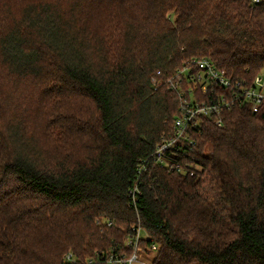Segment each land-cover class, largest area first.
<instances>
[{
    "label": "trees",
    "instance_id": "1",
    "mask_svg": "<svg viewBox=\"0 0 264 264\" xmlns=\"http://www.w3.org/2000/svg\"><path fill=\"white\" fill-rule=\"evenodd\" d=\"M204 58L262 73L264 0H0V264H106L133 228L149 264H264V110L166 154L193 176L156 161Z\"/></svg>",
    "mask_w": 264,
    "mask_h": 264
},
{
    "label": "built area",
    "instance_id": "2",
    "mask_svg": "<svg viewBox=\"0 0 264 264\" xmlns=\"http://www.w3.org/2000/svg\"><path fill=\"white\" fill-rule=\"evenodd\" d=\"M168 86L180 99V112L173 124L172 135L156 150V161L164 166L172 167L178 172L190 173L189 166L185 170L181 166H172L166 154L175 159L177 153L184 156L187 150L195 145L194 137L200 136L203 127L213 122L223 126L224 112L237 106L247 107L252 113L264 110V71L253 81L228 77L209 59H192L186 67L167 80ZM198 170V168H197ZM143 168L140 170V173ZM109 223L108 225H110ZM143 237L140 228H133V234L126 242L128 252L96 254L106 264H134L138 261L140 240ZM156 250V246H152ZM64 260L76 263L72 253H67ZM93 259L88 261L92 264Z\"/></svg>",
    "mask_w": 264,
    "mask_h": 264
},
{
    "label": "rangeland",
    "instance_id": "3",
    "mask_svg": "<svg viewBox=\"0 0 264 264\" xmlns=\"http://www.w3.org/2000/svg\"><path fill=\"white\" fill-rule=\"evenodd\" d=\"M156 81H157V80H154L155 83H156ZM157 85L160 86L161 83H159V82L157 81ZM151 260H152V257H145V256L139 254V256H138V261L135 262L134 264H147V263L149 264V263L151 262Z\"/></svg>",
    "mask_w": 264,
    "mask_h": 264
}]
</instances>
